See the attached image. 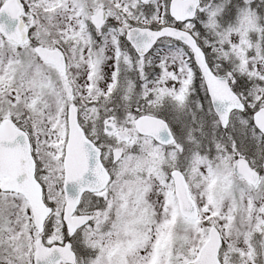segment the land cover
Instances as JSON below:
<instances>
[{"label": "snow or ice", "instance_id": "6c2138e0", "mask_svg": "<svg viewBox=\"0 0 264 264\" xmlns=\"http://www.w3.org/2000/svg\"><path fill=\"white\" fill-rule=\"evenodd\" d=\"M0 264H264V0H0Z\"/></svg>", "mask_w": 264, "mask_h": 264}]
</instances>
